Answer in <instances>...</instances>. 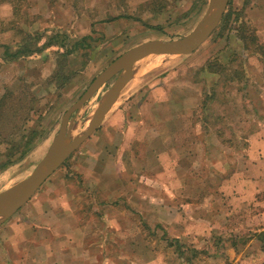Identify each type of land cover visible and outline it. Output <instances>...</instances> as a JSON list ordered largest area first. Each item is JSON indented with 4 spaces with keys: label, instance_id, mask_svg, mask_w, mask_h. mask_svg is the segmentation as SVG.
<instances>
[{
    "label": "rangeland",
    "instance_id": "374dc122",
    "mask_svg": "<svg viewBox=\"0 0 264 264\" xmlns=\"http://www.w3.org/2000/svg\"><path fill=\"white\" fill-rule=\"evenodd\" d=\"M8 3L0 12V28H9L4 33L0 32L1 41H19L22 35L17 33L16 27L40 34H51L62 29L71 33V42L67 41L70 46L83 37L82 33H87L90 35L88 42L91 47H87L88 51L84 49L81 50L82 53H75L76 56L72 57L73 65L69 64L70 69L66 68V74L71 79L61 87L49 81L58 68V59L62 58L57 46L0 66V98L8 93L11 106L8 111L14 113L20 108L23 119L29 117L27 128L38 129L31 149L21 159L0 169V193L32 173L49 148L65 111L111 61L141 42L150 39H175L188 34L209 6V0H11ZM232 12L231 20L224 21V16ZM224 16L211 36L194 53L160 54L146 60L138 70L137 77L129 82L120 101L127 100L142 88L149 109L144 104L145 115L140 117L146 119V123L155 117L156 120L161 117L155 114L154 109L162 110L156 104L167 100V97L169 102L180 97L195 104L193 112L189 109L185 113L188 124L185 126L187 132L183 133V136H187V148L191 153L189 177L195 182L225 180L230 176V167L243 172V167L250 160L247 155L250 152V135L260 131L264 124V65L257 55L244 48L237 35V20L240 17L256 28L260 41L264 42V0H232ZM108 22H112L113 27L108 28ZM83 52H86V57H83ZM210 64L212 65L209 67ZM207 66L210 71L216 72L205 70ZM242 67L246 70L247 78L241 79L238 76L236 69ZM231 77L233 78L228 80ZM112 83L113 80L104 85L74 115L76 132H81L86 127L87 117ZM157 86L160 90L154 92ZM214 92L216 95L211 99ZM134 100L137 101L136 98ZM136 106L135 103L133 107ZM111 114H108V118ZM183 117L181 123L185 125ZM23 119L16 116L9 119L8 115L0 119V133L7 135L4 139L6 141L0 143V162L5 158L3 154L7 153V142L13 136L20 135L16 133L10 136V132ZM142 130H145L146 136H152V131L146 126ZM97 133L86 140L37 193L0 226V235H4L10 224L26 218L31 211L44 209L43 200L46 198L49 202L46 207H50L55 197L68 191L67 184L76 188L83 186L80 173L76 174L77 167L85 163L86 152L102 150L103 142L95 141ZM136 142L132 146L138 152L140 146ZM18 155L17 152L16 156ZM212 189L208 188L206 191L216 190ZM200 193H203L200 187H191L189 196L197 198ZM198 206L196 208L199 209L195 210L199 214L207 208L203 206L200 209V203ZM192 212L194 214L195 211ZM144 225L150 229V237L157 239V245L161 243L174 246L176 251L170 253L165 260L183 261V264L186 263L185 259H190L188 264H206L219 258L229 260L223 249L229 246L231 239L237 238L234 234L229 236V228L232 226L226 220L216 221L215 225L209 226L216 230L210 240L200 238V231L209 229L207 225L200 223L189 222V232L185 230L188 235H182L181 238L170 237L163 224H159L158 228L148 223ZM157 229L160 230L159 233L156 232ZM180 251L183 255H180ZM164 255L168 256L169 253Z\"/></svg>",
    "mask_w": 264,
    "mask_h": 264
},
{
    "label": "crops",
    "instance_id": "0c3cea01",
    "mask_svg": "<svg viewBox=\"0 0 264 264\" xmlns=\"http://www.w3.org/2000/svg\"><path fill=\"white\" fill-rule=\"evenodd\" d=\"M6 4L0 5V12ZM107 27H113L112 22ZM76 54L69 56L70 66ZM129 82L94 132H98L95 141L103 142L102 150L86 152L85 163L77 167L83 186L67 184L68 191L55 197L50 207L46 198L44 209L10 224L0 235V264H183L165 260L176 251L174 246L157 245L144 224L157 228L163 224L170 237L181 238L188 235L189 222L200 223L209 228L200 231V238L210 240L216 230L209 226L221 220L232 226L229 236L237 238L223 249L229 260L206 264H264L256 235L264 231L262 121L263 128L250 135V160L243 172L230 167L225 180L195 182L189 177L191 153L183 136L188 124L185 113L193 112L195 104L180 97L169 102L167 97L156 104L162 110L154 109L161 117L146 123L140 117L145 115L144 104L149 109L142 88L120 102ZM158 87L153 91H159ZM144 126L152 136L144 134ZM135 141L138 152L132 146ZM191 187H200L203 193L190 198ZM199 203L200 209L207 207L200 214L195 210Z\"/></svg>",
    "mask_w": 264,
    "mask_h": 264
},
{
    "label": "water",
    "instance_id": "95a60500",
    "mask_svg": "<svg viewBox=\"0 0 264 264\" xmlns=\"http://www.w3.org/2000/svg\"><path fill=\"white\" fill-rule=\"evenodd\" d=\"M229 2L230 0H209L206 13L188 34L175 39H150L136 44L121 53L97 74L83 94L65 111L49 148L32 173L10 189L0 193V226L22 208L67 159L94 134L121 91L146 60L160 54L194 53L217 28L227 11ZM112 80V85L87 117L86 127L81 132H76L77 123L74 121V115Z\"/></svg>",
    "mask_w": 264,
    "mask_h": 264
},
{
    "label": "trees",
    "instance_id": "16d2710c",
    "mask_svg": "<svg viewBox=\"0 0 264 264\" xmlns=\"http://www.w3.org/2000/svg\"><path fill=\"white\" fill-rule=\"evenodd\" d=\"M232 0H230L231 3ZM5 2H11V0H0V5ZM233 13H229L224 16V21L229 22L233 16ZM240 20V21H239ZM239 22V26L237 28L238 30V38L242 42L244 48L249 52L253 53L258 56L260 61L264 65V42H261L259 39V36L257 34V30L254 26L247 24V22L244 19H241L240 17L237 20ZM17 33L19 35H22V38L18 41H1L0 40V66L2 64L17 61L21 58H28L35 54H38L39 52H43L48 47H58V52L61 53V57L58 59V68L55 70V72L50 77L49 81L52 83H56L58 87L66 85L71 77L67 76L66 74V68H69V56L71 54H74L76 52L80 53L81 50H86L91 47L90 43L88 42V39L90 38V35L83 36L81 39L76 40L71 46L67 44V41L71 42V33H66L62 29H57V32L54 31L51 34L48 33H35V32H28L27 30H23V28H18ZM9 28L2 27L0 28V32L4 33ZM69 35V37H68ZM62 48V51H61ZM90 51V50H89ZM94 49L91 50L93 53ZM90 52V55H91ZM59 53V55H60ZM82 53V52H81ZM83 57H86V52H83ZM89 52H87L88 54ZM89 55V54H88ZM212 64L209 65V67ZM208 66L205 67V70L209 68ZM223 69L226 67L222 65ZM70 69V68H69ZM209 72L215 73L216 71H210ZM224 70H221L223 72ZM228 70L225 69V72ZM238 76L243 79V77L247 78V73L244 67L242 69H236ZM233 77L228 78V80H231ZM216 95V92L214 94H211L213 96L211 99L214 98ZM11 96V95H10ZM9 95L8 93L4 94L0 98V119L6 118L7 115L9 119L11 116H16L17 118H24V116L21 115V109L17 108L14 113H10L9 108ZM8 112V113H6ZM29 116V115H28ZM29 117L26 119H23V122L19 125H17L14 129V131L10 132V136L15 135L16 133H19L18 136H13V138L7 142L8 146L6 149V154L4 155V160L0 162V169H4L8 165L13 164L15 161L21 159L26 152H28L37 135H38V129L35 127L27 128V122ZM2 123V122H1ZM4 126V124H3ZM7 135L3 136V132L0 133V143L5 142ZM19 153L18 156H16V153ZM257 238L261 241L262 249L264 250V231L259 232L256 234ZM183 253V252H182ZM180 251V255L182 254ZM183 255V254H182ZM186 258V257H185ZM186 263L190 262V259H185Z\"/></svg>",
    "mask_w": 264,
    "mask_h": 264
},
{
    "label": "bare ground",
    "instance_id": "6f19581e",
    "mask_svg": "<svg viewBox=\"0 0 264 264\" xmlns=\"http://www.w3.org/2000/svg\"><path fill=\"white\" fill-rule=\"evenodd\" d=\"M0 214H1V211H0Z\"/></svg>",
    "mask_w": 264,
    "mask_h": 264
}]
</instances>
